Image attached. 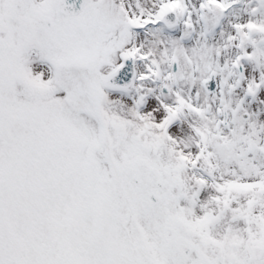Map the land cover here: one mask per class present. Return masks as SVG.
Masks as SVG:
<instances>
[{"label": "snow or ice", "instance_id": "snow-or-ice-1", "mask_svg": "<svg viewBox=\"0 0 264 264\" xmlns=\"http://www.w3.org/2000/svg\"><path fill=\"white\" fill-rule=\"evenodd\" d=\"M0 264H264V0H0Z\"/></svg>", "mask_w": 264, "mask_h": 264}]
</instances>
